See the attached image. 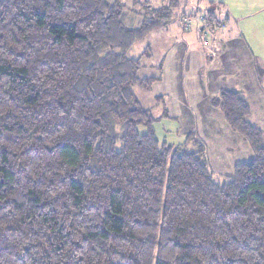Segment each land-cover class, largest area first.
Wrapping results in <instances>:
<instances>
[{
    "label": "trees",
    "instance_id": "1",
    "mask_svg": "<svg viewBox=\"0 0 264 264\" xmlns=\"http://www.w3.org/2000/svg\"><path fill=\"white\" fill-rule=\"evenodd\" d=\"M175 6L132 28L123 0H0V264H264L263 134L244 96L212 100L255 154L220 178L136 95L157 79L141 76L149 50L130 52ZM211 7L203 31L223 25Z\"/></svg>",
    "mask_w": 264,
    "mask_h": 264
},
{
    "label": "crops",
    "instance_id": "2",
    "mask_svg": "<svg viewBox=\"0 0 264 264\" xmlns=\"http://www.w3.org/2000/svg\"><path fill=\"white\" fill-rule=\"evenodd\" d=\"M211 3L226 16L225 27L222 25L221 33L204 46L200 23L194 34L187 35V41L169 48L163 79L148 92L152 91L154 98L148 109L154 119L162 121L163 108L155 102L164 99L171 115L180 120L182 134L195 135L207 147L213 174L229 178L255 154L212 100L222 92L241 93L250 108L248 121L262 132L264 145V26L248 20L253 14H233L223 0ZM238 20H244L243 27Z\"/></svg>",
    "mask_w": 264,
    "mask_h": 264
},
{
    "label": "rangeland",
    "instance_id": "3",
    "mask_svg": "<svg viewBox=\"0 0 264 264\" xmlns=\"http://www.w3.org/2000/svg\"><path fill=\"white\" fill-rule=\"evenodd\" d=\"M174 1L176 3V6L173 7L172 11L175 16L174 22L166 30L153 32L143 41L136 43L130 52V57L139 58L149 50L147 55L143 58L145 70L141 75L142 78H156V82H160L163 79L165 67L164 60L169 48L176 43L187 41V35L191 36L195 33L196 29H199L198 24L200 25L201 23L200 18H205L204 16L208 13V9L212 8L210 2L213 0H123L124 9L130 21V23H128V21L124 19V23H128V26L132 28L138 27L151 9L173 6ZM215 1L222 2V0ZM223 1L229 5L233 14L236 13L238 16L253 14L248 20L256 22L260 21V24L264 26V0ZM149 6L151 9H148ZM216 13L218 21L223 23L226 20V16L219 10ZM183 14H186L187 17H181V19L177 20V18ZM237 23L242 27L245 24L244 20H238ZM221 30V27H216L215 30L206 29L200 32L201 44L207 46L211 40L221 33ZM136 95L138 100L142 103V106L145 109H148V106H150L154 99L152 91L151 93H148L137 88ZM155 106H161L164 111L163 120L157 122L155 125L159 137L172 144L183 142L186 135L182 134V125L178 117L171 115V111L165 104L164 99L156 100ZM152 107H154V105H152ZM149 110L152 114V109ZM165 114H167V117H165Z\"/></svg>",
    "mask_w": 264,
    "mask_h": 264
}]
</instances>
